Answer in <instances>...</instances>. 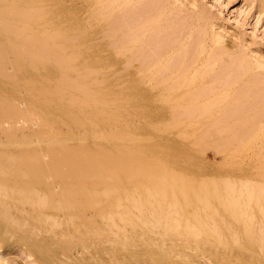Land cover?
Returning a JSON list of instances; mask_svg holds the SVG:
<instances>
[{
  "label": "rangeland",
  "instance_id": "rangeland-1",
  "mask_svg": "<svg viewBox=\"0 0 264 264\" xmlns=\"http://www.w3.org/2000/svg\"><path fill=\"white\" fill-rule=\"evenodd\" d=\"M112 1L106 0L107 7L103 12L110 13L115 7L118 12L105 32L104 45L108 51L113 52L105 65L108 66L112 61L117 66L119 64L117 61L124 59L117 50L118 47L123 41L128 43L135 39L134 36H126L127 28H133L135 36H139L150 27L147 30L151 39L149 44L150 48L154 44L152 48L156 54L158 51L174 50L171 53V68L188 70L195 67L197 70L192 74L198 75L186 81L182 80L183 90L190 94L186 95L188 102L183 105L184 107H176V110L185 112L184 117L182 116L180 120L179 117L168 118L165 112L168 108L172 110L173 105L170 102L169 105L167 99H160L164 104L162 106L159 101L149 105L153 108L148 105L137 106L132 89L120 88L117 85L120 74L114 72L113 64L109 71L90 67L83 40L62 41L56 37L51 25L43 26L46 23H43V20L41 22L39 17L45 13V16L51 19L53 16L49 11L39 13L35 9H27L23 0H0V107L4 110L5 118L17 123L15 128L6 126L4 130H0V134H4L2 138L4 143L0 144V151L36 149L40 153L37 161L43 164L47 161V151L50 149L58 151L63 157L73 151L84 149L93 156L97 153L104 154L105 159L109 158L108 163L116 162L113 168L105 166L90 169L88 173L90 184L75 187L72 191L78 196L86 194L84 204L77 208L65 207L66 202L62 198L65 191L62 188L43 197L44 201L52 203L55 207L64 205L63 209L54 210L53 214L46 213L49 211L47 208L36 205L40 193L17 194L20 199L15 202L16 206L36 210L34 214H25L27 222L30 221V225L25 228L31 230L32 226H35V230H44L38 231L39 238L52 237L58 242L75 241L78 244L79 240L88 239L92 247L109 246L107 238H115V234L109 230L115 232L121 230L122 219L140 223L143 216L149 214L148 211L132 209L128 200L127 207H118L119 199L124 194L133 192L137 194L136 197L144 194L142 198H145L151 195L152 188L148 190V187H152L156 182H162V179L165 181L168 176L162 171H167L174 175L177 184L167 185L168 191L177 190L176 196L182 199L180 204L183 206L184 215L190 216L193 214L191 212L197 210L195 221L204 222L201 228L209 232L236 231V235L225 233L211 238V242L203 251L188 250L192 261L190 264H264V167L260 164L262 158L264 159V144L260 147L256 141L255 149L251 147L245 149L246 151L241 149L237 155L228 148L231 140L236 137L247 139L263 127L261 122L264 119V0ZM145 17L147 18L144 19ZM68 33L66 29L59 32L62 35ZM161 49L163 50L160 51ZM130 61L129 64H124L127 65L126 69L129 68L127 72L139 64V61L132 59ZM50 100L56 102L49 106L47 102ZM72 101L81 106L72 107ZM93 106L99 108L98 113L101 109L104 110L100 111L102 120L99 114L85 115ZM148 107L151 109L155 107L156 111L161 107V111L168 108L159 115L149 110L152 115L150 113L151 116H147ZM61 111L62 114L59 113ZM213 114L216 115L213 117L214 120L217 119L215 124L210 120ZM82 115L85 118L88 116L84 119L86 122L83 120L85 130L87 129L88 133L94 131V134L86 137L77 134L81 128L77 126L79 129H75V121ZM92 116L99 118L96 121ZM207 121L209 125L213 123L211 127L207 125ZM201 124H205L211 131L220 128L222 132L209 131V134L203 137L198 130ZM217 132L222 134L217 135ZM18 135L30 144L21 147L16 143ZM222 146H225V149ZM131 164L134 167L132 169ZM31 167H27V171ZM69 174L71 172L65 171L62 176L68 177ZM6 177H11V174ZM176 177L182 183L178 182ZM136 185L140 186L141 193L140 190L138 192L135 190ZM196 189L200 190V193L198 191L200 195L203 193L202 190L204 191V197L209 198L208 204L213 203L212 208L209 207L211 209L204 208V203L202 205L199 201L202 208L195 200L193 205L185 201V195L188 194V192L185 194L186 190L191 196ZM233 189H236L233 197L238 198L235 199L238 201L235 203H238L239 208L226 201L231 199L228 197L232 195L228 193ZM9 193L14 194L13 191ZM232 206L235 208L231 210ZM235 209L241 210V212L238 210L241 214L238 221H235L236 218L233 219L234 215L230 213L233 210L235 212ZM178 220L184 222V216L178 217ZM190 220L196 223L195 225H200L193 218ZM177 228L179 229L174 230H183ZM248 229L258 230V233L249 238L244 231ZM251 245L254 246V251L247 249ZM0 261H3L0 264H38L34 257L4 250H0ZM93 262L99 264L101 260L95 259Z\"/></svg>",
  "mask_w": 264,
  "mask_h": 264
},
{
  "label": "bare ground",
  "instance_id": "bare-ground-1",
  "mask_svg": "<svg viewBox=\"0 0 264 264\" xmlns=\"http://www.w3.org/2000/svg\"><path fill=\"white\" fill-rule=\"evenodd\" d=\"M23 1L25 3V7L27 9H35L36 12L38 11L39 13H44V11L47 10L52 14L53 17L51 19L49 17L47 18L45 16V13L42 14V16H40L39 18H40V21L43 20V23L44 22L46 23L45 25L43 24V26H46V25L52 26V28L56 34V37L58 39H60V40L62 39V41L66 40V39H74V41L83 40L85 42V45L87 48L88 65L90 67H93V68L96 67V68H99L102 70H107V71H109L111 69V65L113 64L112 61H111V64L109 63L110 66H109V64H108V66H106L105 62L106 61L109 62V59L111 58L113 52H110L106 49V47L104 45V41L106 39L105 32H106L107 28L109 27V24L111 23V21L114 19L113 18L114 15L116 13H118L116 7H115V9H113L114 8V6H113L112 12L105 14L103 12L106 10V7H107V5L105 4L106 0H23ZM111 3L113 4V1ZM118 11H120V10H118ZM117 17H119V16H117ZM147 17H145L144 19H146ZM134 18H135V15H134ZM142 21H143V19H142ZM8 25H9V23H8ZM29 25H27V26H29ZM149 28H147V30ZM65 29L69 31V33L67 35L59 34V32L65 30ZM147 30H145V33L143 31L142 34L140 33L141 35L135 36L133 28H127V34L128 35H126V36H132V37L134 36L135 39L133 41L128 42V43H126V41H123L122 45L119 46L117 49L119 51V53L123 55L122 58L124 57V59L120 60V62L117 61L119 63V64H117V66L113 64L115 66V67L113 66L115 68L114 72L117 74H120V77L117 80V85L120 88L132 89L131 91H133V93H134L133 96H134V99L136 101V102L135 101L134 102L138 103V104H136L137 106L142 105L141 107H143V105H148V106L154 105L157 103V101H159L161 103L162 99H167L168 100L167 102L168 103L170 102L171 105H173L172 110H171V108L169 109L168 107H170V106L167 105L168 106L167 108L169 110L166 107H163V108L167 109V110L164 109L167 112H165L164 110L161 111L160 109L162 107L161 108L159 107L160 109H158L156 111L155 107H157V105L159 106V102H158V104L155 105L154 109L149 108V107H152V106H149L147 108L148 109L147 111L151 110L155 115H159L161 113L163 114L165 112L166 115H168V118L174 119V118L179 117V120H180V118H182V116L184 117L185 112L178 111V109L176 110V107H182L184 104H186L188 102L186 95L190 94V92L183 90L182 83L184 80L186 81L187 79H190V77H192V76L195 77V75L197 73L192 74V72L193 71L197 72V70L195 67H193L195 69H193L192 67H191V69H188V70L186 69L187 71L180 69V68H177V67H176V69L171 68L172 67L170 64L171 57H172L171 53L174 52V50L172 52H170L169 50H167L168 52H166V51L165 52L164 51L159 52L158 51L156 54L155 50L152 48V46L154 44L151 46L152 49L150 48V44H149L150 38L148 35L150 33H148ZM146 31H147V33H146ZM160 39H161V36H160ZM162 46H164V45H162ZM162 50L163 49H161L160 51H162ZM128 52H129V55H128ZM145 53H146V55H144ZM50 54L53 55V53H50ZM132 57H134V58H132ZM130 59L135 60L137 62L139 61L138 66H136L137 68L132 67L133 69L136 68V70H134L133 72H131L133 69L129 70L130 72H127V70L129 68L126 69L127 65L126 66L124 65V64H127L130 61ZM130 63H131V61H130ZM165 74H168V75H165ZM218 80H219V78H218ZM236 81H238V79ZM221 85H222V83H221ZM166 92H167V94H166ZM202 94L203 93H201V95ZM54 102H56V101L50 100L47 102V104H49V106H50ZM71 103H72V107H73V105L76 106L75 108H79L81 106L80 104H77L76 101H72ZM162 103L160 104L161 106L164 105ZM170 103H169V105H170ZM238 103H239V101H238ZM214 104H216V102ZM250 106H251V104H250ZM144 108L146 109V107H144ZM98 110H99V108L93 106L92 110H90L89 112H86V114L83 113L85 110L82 113L85 115H88V113H89V116L91 114H93L94 116H95V114H99V117H100V114H101L100 111L102 109L99 111V113H98ZM138 110H140V107ZM153 110H155V111H153ZM103 111L104 110H102V112ZM3 112H4V110L0 107V130H4L6 128V126H12L15 128L17 126V123L13 120H9V119L5 118L3 116ZM67 112H68V110H67ZM208 112H210V111H208ZM59 113L62 114V111ZM150 113L151 112L149 111L147 116H151L152 113H151V115H150ZM202 114H203V112H202ZM214 114L210 116V120L214 121L213 123L215 124V120H217V119L214 120V118L216 116ZM216 114H218V113H216ZM259 114L262 115L261 113H259ZM92 117L90 119L93 120L94 117L93 118ZM103 117H106V116H103ZM164 117H166L165 114H164ZM35 118H36V116H35ZM86 118L84 115H82L80 118L76 119L77 122L75 121V123H76L75 129H77L76 127L78 126L82 130V127H84L83 126V123H84L83 120ZM95 118H94V120L97 121L98 118L97 117H95ZM36 120H38V119L36 118ZM101 120H102V118H101ZM263 120L261 122V124L263 126L262 129L258 130V132H256L253 136L248 137L247 139H244L243 137L242 138L236 137L234 140H231V142L228 144V148L233 153H236V155H237V153L240 152L241 149L242 150L243 149L245 150L248 148L250 149V147H251V149H255L256 147L254 148V146L256 144V141L259 143L258 146L261 147L264 144V122H263ZM84 121L86 122V120H84ZM37 122H39V121H37ZM99 122H100V119H99ZM213 123L211 122L210 125ZM85 125H86V123H85ZM207 125H209L208 121H207ZM216 127H218V126H216ZM85 128L86 127L83 128L84 129L83 132L80 130V132L77 134L82 136V137H86V136L94 134V131L93 132L89 131V133H88L87 129L85 130ZM87 128H88V126H87ZM89 128H91V127H89ZM209 129L207 128V126L205 124H201V126L198 128V130L200 131V133L202 134L203 137L208 135L209 131L213 133L216 130V129L215 130L212 129L214 131H211ZM219 129L216 131L222 132V130H219ZM250 130L252 131V129H250ZM223 131H224V129H223ZM218 132H217V135L222 134V133H218ZM11 133H15V132H11ZM215 134H216V132H215ZM211 135H213V134H211ZM241 135L242 134H240V136ZM2 138H4V134L3 135L0 134V144L4 143V142H2ZM89 138H91V137H89ZM90 140H92V139H90ZM97 142H99V141H97ZM16 143H18L21 147L23 145L30 144V142L25 140L21 135L17 136ZM222 147H223V149H225V146H222ZM226 150H227V148H226ZM241 153H243V152H241ZM246 153H248V152H246ZM17 155H19V157H16ZM39 156H40L39 151L36 149L34 150L32 148H29V150H22V148H21V149H19V151H10V150L9 151H0V250H4V251L10 252V253H16V254L22 253L23 255H29L31 257H34L35 261L38 264H96L93 262V260H95V259L101 260V262L99 264H190L192 261L190 260L188 250L203 251L205 246L209 242H211L210 241L211 238H216L217 235L225 234V233L232 236L236 232L235 230H211V232H209L208 230L202 229L201 226H204L205 223L204 222L202 223L200 221H198V222L195 221V218L197 217L196 215L198 213L197 210L196 211L194 210L195 212L194 211L191 212V214L193 213L192 215L189 214L192 217H190L188 215L187 216L184 215L182 212L183 206H182V204H180V200H182V199H179L178 196H176L177 190L175 189V191L173 190L172 192H170V191H168L169 187H167V185H171V184L177 185V184H175V177H173L174 175L172 176L167 171H165V172L162 171L165 175L167 174L166 176H168V177L166 179L164 178L165 181H163V179H162V182H160V181H159L160 183L156 182L152 187H148V190H149V188H152L151 189L152 190L151 195H148L149 193L147 191H145L148 193V194L147 193L146 194L149 197L145 196V198H142V196L144 194L142 196L136 197L137 194L135 195V193L133 192L132 194H124V196H122V198L119 199L118 207H121V208L124 207L125 208L126 201L128 200L131 203L132 209L134 208L140 212H144V211L147 212L148 211L149 214L143 216L142 221H140V223L137 221L129 220V219L127 221L125 219H122L123 224L121 226V230L116 231V232L114 230H109L110 232H112V234L113 233L115 234L114 239L107 238L106 241H107V243H110L109 246L106 245V246H102L101 248L100 247L99 248L92 247V245L90 244V241L88 239L79 240V244H78L75 241H71L69 243L58 242L55 239H53L52 237L42 236L41 238H39L38 231L43 232L44 230H35L36 229L35 226H32L31 230H29V229L27 230L25 228L26 226L30 225V221L28 220V222H27L26 218L24 217L25 214L26 215L31 214V213L34 214L36 212V210H27L24 207L22 208V207L16 206L15 202L20 199L18 197V195H21V194L27 195L31 192L40 193L41 195L39 196V200H38L36 205L38 207L43 206V207L47 208L49 211L46 213L53 214L54 210H57V209L61 210L64 208V205H61L60 207H55L52 203L44 201L43 197L52 194L58 188H62L65 191V193L62 195V198H64V200L66 202L65 207L70 206V207L77 208L79 206H82V204H84V202L86 200V194H82V196H78L77 193H72V191L74 190L75 187L76 188L85 187L86 185L90 184L89 177H88L89 176L88 173L90 172V169L91 168L100 169L101 167H105V166H107V168L110 166L111 167L116 166V162L112 163V161H111L108 163L109 158L107 157L108 159H105L104 154L102 155L101 153H97L96 156H93V155L89 154L84 149L79 150V151H73L71 153H68L67 156H64V157L60 156L58 151H56L54 149H50L49 151H47V161L45 160L46 162L43 164H40L37 161ZM10 160H12V161H10ZM18 160H20V161H18ZM120 160L121 159H119V161ZM254 160H255V158H254ZM252 161H253V159H252ZM133 164H135V163H133ZM260 164L264 167V159L263 158L260 161ZM29 166H32V167L29 171H27V167H29ZM132 167H133V165L131 164V169H132ZM128 168H130V166ZM65 171L71 172V174H69L70 176L63 177L62 173ZM9 174H11V177H6ZM227 176H228V174H227ZM227 176H223V177H227ZM92 177H94V175ZM223 177H221V178H223ZM171 178H172V181H170ZM177 180H179V179L177 178ZM178 182L182 183V181H180V180ZM184 183L185 182H183V184ZM92 184H94V183H92ZM140 184H142V183H140ZM227 185H229V184H227ZM226 186H225V189H226ZM234 186H236V185H234ZM186 187H188V186H186ZM212 187L214 188V186H212ZM242 188H243V186H242ZM135 190L137 192L140 190L139 193H141V191H142L140 189V186L138 187V185H136ZM10 191H13L14 194L11 195L9 193ZM183 191L185 192V189ZM192 191H193V189H192ZM198 191L200 193V190L196 189L194 192L195 195L193 193L190 196L189 191L186 190L185 194H187V192H188L189 195L188 194H187L188 196L185 195V198H184L185 201L188 202V204L191 203V205H193L194 204L193 200H195V201H197V203H198V201L200 203H202V205L204 203V205H205L204 208L205 207H207V208L211 207V205L213 203L210 205V202H209V204H208L209 198L204 197V195H205L204 191L202 190V192L204 194L201 193V195L198 193ZM227 191H229V189ZM168 192H170L169 194H173V195H169ZM233 192H234V194H232ZM235 192H236V189H233V191L231 190V192L228 193V195L229 194L232 195L231 197L230 196L228 197V195L227 196L224 195V196L234 200V201H232L231 199H228V200H226L227 202L230 201L231 204H233L234 206L235 205L238 206V203H235V202H238V201H236V200H238V198H235L236 199L235 200L234 197H236V196L233 197V195L236 194ZM238 192L240 193V190ZM139 193H138V195H139ZM239 193H238V195H239ZM202 194H203V196H202ZM169 197H171V198H169ZM140 198H142V199H140ZM239 198H240V196H239ZM220 199H221V196H220ZM14 204H15V206H13ZM242 204H244V203H242ZM198 205H199V203H198ZM202 205L200 204L199 206H201V208H202ZM228 206H231V205H228ZM232 207H230L231 210L235 208V207H233V208ZM211 208H209V209H211ZM238 208H239V206H238ZM238 210H240V209H235V212H233L234 210L230 211V213H232V215H234L233 219L236 218L235 221H238L239 215L241 216V214H239ZM244 211H245V209H244ZM240 212H241V210H240ZM120 214H126V213L120 212ZM183 216H184L185 221L183 222V220H181L182 222H180V220H178V217H183ZM102 218H104V217H102ZM191 218H193V220L195 222H197V224L200 223V225H195L196 223H192L190 220ZM141 222H142V224H141ZM205 222H207V221H205ZM59 224H61V223H59ZM115 225H116V223H115ZM143 225L146 226L147 228L145 227L146 228L145 229L143 227ZM177 227H180L183 230H174V229H179ZM105 228H107V227H105ZM231 231H233V232H231ZM244 231H245V234L247 233L249 238L254 237L255 234L258 233V230H249L248 229V230H244ZM235 235H236V233H235ZM234 242H236V241H234ZM253 248H254V246L251 245L247 249H252V251H254L255 248L254 249ZM87 252L89 254H86ZM80 253H82V255ZM1 262H3V261H0V263Z\"/></svg>",
  "mask_w": 264,
  "mask_h": 264
}]
</instances>
